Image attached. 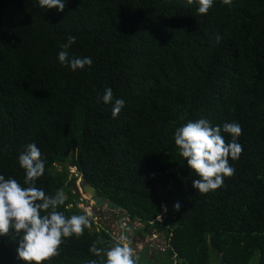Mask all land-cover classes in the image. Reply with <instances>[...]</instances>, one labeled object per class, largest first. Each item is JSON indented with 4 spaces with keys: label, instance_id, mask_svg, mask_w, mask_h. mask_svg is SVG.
I'll use <instances>...</instances> for the list:
<instances>
[{
    "label": "trees",
    "instance_id": "obj_1",
    "mask_svg": "<svg viewBox=\"0 0 264 264\" xmlns=\"http://www.w3.org/2000/svg\"><path fill=\"white\" fill-rule=\"evenodd\" d=\"M64 3L60 12L38 0H0V175L24 186L19 155L35 143L45 160L36 187L48 195L63 188L66 216L85 214L78 174L144 224L137 232L165 235L162 264H264V0H214L206 15L195 0ZM69 36V57H89L91 67L60 63ZM106 88L112 103L102 100ZM117 98L125 106L114 118ZM201 118L242 127L243 152L229 157L235 174L208 193L192 186L199 176L174 141L178 127ZM89 220L43 264H102L90 246L117 239ZM21 239L14 229L0 236V264H25Z\"/></svg>",
    "mask_w": 264,
    "mask_h": 264
},
{
    "label": "clouds",
    "instance_id": "obj_2",
    "mask_svg": "<svg viewBox=\"0 0 264 264\" xmlns=\"http://www.w3.org/2000/svg\"><path fill=\"white\" fill-rule=\"evenodd\" d=\"M186 2L191 5L194 0ZM195 2L199 5L198 13L206 15L214 0ZM222 3L231 6L233 0H222ZM38 5L40 8H54L60 12L65 8L64 0H38ZM75 41L76 37L69 36L67 42L60 45V63L70 66L73 71L85 66L91 67L93 61L89 57H69L68 49ZM113 99L112 89L106 88L103 102L112 103ZM124 106L125 101L122 98L115 99L112 116H118ZM225 133L230 134V141L226 140ZM240 135L242 127L238 122L212 126L203 118L189 121L175 130V145L180 149V155L187 160L189 167L199 176L192 186L200 193L217 190L223 186L225 177L235 174L229 157L235 161L242 154L243 147L237 142ZM19 165L25 170L24 186L14 178L6 179L4 175H0V236L8 235L12 229L18 235L22 234L17 248L18 258L25 264H43L44 261L59 256L60 246L65 238L82 236L85 228L91 227V222L87 214L68 217L58 210L67 199L63 188L57 190L54 195H48L42 188L36 187V181L45 172V160L35 143L28 144L26 151L19 155ZM175 208L179 210L180 204L177 203ZM119 211L122 212L119 209L117 213ZM116 217V224L122 230L133 223L139 224L138 221L128 218L124 212L122 216L119 217L118 214ZM124 241H127V237L121 235L111 247L104 249L97 246L103 243L102 239H98L90 246L89 252L96 257H106L102 264H138L139 258L129 246L130 241ZM89 264H97V261L92 259Z\"/></svg>",
    "mask_w": 264,
    "mask_h": 264
},
{
    "label": "rangeland",
    "instance_id": "obj_3",
    "mask_svg": "<svg viewBox=\"0 0 264 264\" xmlns=\"http://www.w3.org/2000/svg\"><path fill=\"white\" fill-rule=\"evenodd\" d=\"M69 171L72 173H76V169L74 166H71V162L68 164ZM77 177V181L74 187L75 193L78 194L79 197V208L82 209L85 214L88 215L89 219H94L93 221L96 224L101 223L105 229L109 230L113 236L119 240L121 235H125L127 237V243L130 241L129 246L133 248L135 255L144 256L146 259L145 264H162L163 260L166 259V255H162L159 253H163L167 250V240L164 234L156 232L155 229H151L149 232L141 231L137 232V230L143 229L139 224L133 223L132 226L127 227L126 229H121L119 225L116 224L117 217L116 215L119 214V217L122 216V212H116L111 214L105 208H97L88 201L87 197H80V193L83 194L82 186L83 181L80 175L74 174ZM168 213V208L166 205L162 208V213L159 218V222L163 223L166 215ZM126 222V219H125ZM136 230V231H135ZM121 231L124 233L122 234ZM140 234V236L138 235ZM144 252V253H143ZM159 256V257H158ZM143 257V258H144ZM213 264H215L213 262Z\"/></svg>",
    "mask_w": 264,
    "mask_h": 264
},
{
    "label": "water",
    "instance_id": "obj_4",
    "mask_svg": "<svg viewBox=\"0 0 264 264\" xmlns=\"http://www.w3.org/2000/svg\"><path fill=\"white\" fill-rule=\"evenodd\" d=\"M71 166L76 167V163L71 162ZM82 181H83V186H82L83 194L80 193L79 195L80 197L82 196V199L85 194L89 196L90 203H93V205L97 208H105L110 213H116L119 210V207L114 202L102 200L101 197L98 196L96 189L90 184H87L85 179L82 178ZM121 233L123 234L124 232Z\"/></svg>",
    "mask_w": 264,
    "mask_h": 264
},
{
    "label": "bare ground",
    "instance_id": "obj_5",
    "mask_svg": "<svg viewBox=\"0 0 264 264\" xmlns=\"http://www.w3.org/2000/svg\"><path fill=\"white\" fill-rule=\"evenodd\" d=\"M84 196L87 197V199L89 200V196H88V195H85V194H84Z\"/></svg>",
    "mask_w": 264,
    "mask_h": 264
},
{
    "label": "flooded vegetation",
    "instance_id": "obj_6",
    "mask_svg": "<svg viewBox=\"0 0 264 264\" xmlns=\"http://www.w3.org/2000/svg\"><path fill=\"white\" fill-rule=\"evenodd\" d=\"M158 221H159V218H158ZM143 228H144V226H143ZM135 231H136V230H135ZM149 231H151V230H149ZM149 231H148V232H149ZM138 235L140 236V234H138ZM143 253H144V252H143Z\"/></svg>",
    "mask_w": 264,
    "mask_h": 264
}]
</instances>
